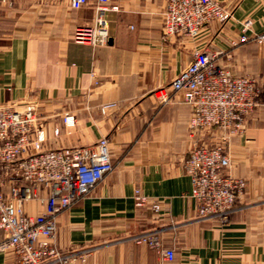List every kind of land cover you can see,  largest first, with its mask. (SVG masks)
<instances>
[{
	"label": "crops",
	"instance_id": "1",
	"mask_svg": "<svg viewBox=\"0 0 264 264\" xmlns=\"http://www.w3.org/2000/svg\"><path fill=\"white\" fill-rule=\"evenodd\" d=\"M167 1L118 0L119 11L105 15L110 38L95 46L73 40L77 28L94 24L92 2L76 10L69 0H8L12 6L0 12V103L38 102L45 150L110 138L113 171L58 217L62 251L92 249L84 264H161L157 252L131 240L159 230L176 250L174 264H264V107L225 144L229 173L246 181L244 194L229 222H205L185 162L191 148L219 134L191 137L192 108L182 95L171 92L167 104L156 97L170 92L195 50L220 52L233 74L263 79L264 45L233 42L248 20V34L264 32V0H218L233 13L230 21L209 24L194 40L164 41ZM105 104H113L106 113ZM137 191L162 201L163 210L137 208ZM39 195L25 205L27 214L45 211L48 191L41 187ZM0 264L18 263L0 254Z\"/></svg>",
	"mask_w": 264,
	"mask_h": 264
},
{
	"label": "built area",
	"instance_id": "2",
	"mask_svg": "<svg viewBox=\"0 0 264 264\" xmlns=\"http://www.w3.org/2000/svg\"><path fill=\"white\" fill-rule=\"evenodd\" d=\"M91 2L94 24L77 28L73 40L104 45L110 38L105 15L119 11L118 0H69L76 10ZM5 6L12 4L0 0V12ZM232 18L233 13L218 0H168L162 38L194 40L209 24ZM251 27L252 21L244 22L242 35L233 45L250 41L264 45V32L248 34ZM220 55L209 49L195 50L192 62L170 84V92L160 89L156 97L160 104H167L172 100L171 92L182 95L192 108L191 137L218 132L219 140L201 141L191 148L185 170L191 178L198 219L227 223L237 198L244 194L246 181L229 173L231 159L225 144L231 137L243 135L249 117L264 107V78L233 74ZM112 107L105 104L102 111ZM38 108L36 100L19 106L0 103V254L16 257L18 264H84L92 249L64 252L57 246L58 217L113 171L110 138L101 137L88 146L45 150ZM41 187L48 191L45 211L36 216L27 214L25 205L39 199ZM133 200L137 208L155 213L163 210L162 201L138 191ZM131 240L157 252L161 264L176 261V250L165 244L159 230L142 231Z\"/></svg>",
	"mask_w": 264,
	"mask_h": 264
}]
</instances>
